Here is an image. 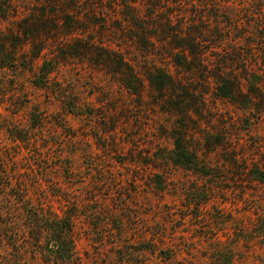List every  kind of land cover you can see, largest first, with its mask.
<instances>
[{
  "label": "rangeland",
  "instance_id": "1",
  "mask_svg": "<svg viewBox=\"0 0 264 264\" xmlns=\"http://www.w3.org/2000/svg\"><path fill=\"white\" fill-rule=\"evenodd\" d=\"M116 1L0 0V143L10 170L36 202L75 215L79 264H264V184L252 174L264 170V0L170 4L189 21L207 15V54L193 73L159 43H149L150 57L138 49ZM216 11L221 23L209 18ZM100 49L131 59L138 91ZM46 60L55 68L39 85ZM159 67L185 89H159L148 76ZM219 71L252 100L220 95ZM178 137L206 170L168 158Z\"/></svg>",
  "mask_w": 264,
  "mask_h": 264
},
{
  "label": "trees",
  "instance_id": "2",
  "mask_svg": "<svg viewBox=\"0 0 264 264\" xmlns=\"http://www.w3.org/2000/svg\"><path fill=\"white\" fill-rule=\"evenodd\" d=\"M104 1L90 0L91 3H94V8L102 5ZM164 1L118 0L115 3L121 6L122 20L128 26L131 32L130 38L138 49L145 51L146 56L150 57L149 43L151 42L154 47L159 43L161 55H168L176 68L193 73L194 68L205 61L207 54L204 49L205 39H203L206 28L199 24L205 22L203 20H206L207 15L204 12L199 19L189 21L187 15L183 14L181 10L176 13L170 9V4L182 6L183 1L170 2L171 0H166L168 5H163ZM139 4L147 7L148 12H140ZM214 17L218 21L217 23H221L218 11L209 18ZM63 19L66 27L72 26L69 15L64 13ZM79 28L81 27L77 25L70 29L77 30ZM103 51L100 53L98 51L102 61L114 59L123 64L130 72L129 77L132 79L128 81L123 79L126 87L138 91L136 82L140 83L138 74H141L135 69L131 59L118 53ZM52 62V60H46L41 65L42 69H45L47 65L50 67L47 75L40 79L39 85L45 84L48 73L55 68ZM202 74L204 76L205 73ZM214 75L218 81L217 88L220 95L236 101L237 97H241L244 104L252 100L244 92L241 81L238 79L233 82V91L231 92L229 80L233 79L227 76L225 71H219ZM148 76L152 82L156 81L160 84L159 89L161 90L166 88L185 89L184 85L180 83L178 85L173 74L163 67L149 70ZM254 87L253 85L252 88ZM27 135L29 133L24 135L22 133V137L16 136V138L23 139L22 143L25 148H29L32 143V139ZM168 158L173 163L188 167L195 172L200 173L203 172L202 170H206L201 165L198 155L192 152L188 145L181 140V137L176 139L175 147L169 152ZM9 159L4 155V147L0 143V264H79L74 229L75 215L73 213L66 214V212L61 214L45 201L36 202L28 181L24 178L16 179L14 177L17 171L10 170L7 164ZM252 174L254 179L264 184V170L256 168ZM42 186L41 182L37 183V188Z\"/></svg>",
  "mask_w": 264,
  "mask_h": 264
}]
</instances>
